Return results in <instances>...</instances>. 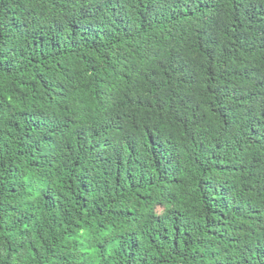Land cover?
<instances>
[{
    "label": "trees",
    "instance_id": "1",
    "mask_svg": "<svg viewBox=\"0 0 264 264\" xmlns=\"http://www.w3.org/2000/svg\"><path fill=\"white\" fill-rule=\"evenodd\" d=\"M0 264H264V0H0Z\"/></svg>",
    "mask_w": 264,
    "mask_h": 264
}]
</instances>
